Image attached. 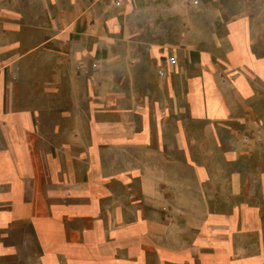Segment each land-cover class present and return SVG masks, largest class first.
I'll use <instances>...</instances> for the list:
<instances>
[{"label":"crops","instance_id":"0c3cea01","mask_svg":"<svg viewBox=\"0 0 264 264\" xmlns=\"http://www.w3.org/2000/svg\"><path fill=\"white\" fill-rule=\"evenodd\" d=\"M153 1L0 0V264H264V16Z\"/></svg>","mask_w":264,"mask_h":264},{"label":"rangeland","instance_id":"374dc122","mask_svg":"<svg viewBox=\"0 0 264 264\" xmlns=\"http://www.w3.org/2000/svg\"><path fill=\"white\" fill-rule=\"evenodd\" d=\"M175 1H180L182 2V11L187 10V12H189V8H187V6L189 7L190 2H192L191 0H154L153 2L155 3H162L163 5H165V8L169 7V3H174ZM200 1H202V3L208 5L209 4V0H193V4L199 3ZM120 3V2H119ZM223 3H227L225 5H223ZM154 6V9L152 12H150L149 10L146 11H141L137 13H133L134 16L136 17V23L141 24L142 28H145L144 31L147 29L148 32L154 34L153 37L150 38H146L144 40V37L142 38L141 42L143 45L146 44L145 41L149 42V39L153 38L154 36L156 37L154 40L159 38L158 43H161V38H162V31L167 30V27H164L161 23L165 20L166 15L163 14V11H159V9L162 8V6ZM227 6V7H225ZM218 7L220 10V12L224 15V17H228L225 16V14H228L227 11H225V9L231 10L229 11V13L231 15L234 16H239V15H246L249 16L253 19H257L260 18L262 16H264V0H218ZM150 8V7H148ZM173 7H170L169 13L172 14L171 19L172 18H177L176 16V11L174 9H172ZM185 8V9H184ZM167 10V11H168ZM181 11L180 16L181 19H183V21H181V23H188L186 19V15L184 12ZM174 12V14H173ZM192 12V11H191ZM208 14V12H207ZM232 17V16H231ZM151 18H153L154 21V26H151ZM188 29H190L187 25H184L181 27V30L186 32ZM206 30L208 29L207 27L205 28ZM128 39V38H127ZM126 45L128 46V42L126 43ZM144 52V51H141ZM171 57V56H170ZM80 69V68H78ZM144 98V92H138V99L139 101L141 99ZM149 109V108H148ZM159 111H162L163 114H165L166 116H168L170 118V128L173 130H177L178 126H183V129L186 132L187 136H191V134H195L197 136L199 135H204L206 132L210 131L211 129L214 130H225L224 127L222 126H218L216 124H212L209 122H205V121H201V122H192L188 116V112L186 108H181L180 110L175 108L172 101L169 104V107H159L158 108ZM250 113H253L254 115L258 116L260 115V113L258 112L257 108H251L250 109ZM224 126H228L230 128V130H232L233 132H235L237 134V136L240 137H245V139H247L246 137L250 136L246 133V131L251 132L252 134L254 133L253 129H248L247 126L248 124H240V123H229V124H223ZM252 126V125H250ZM252 128V127H251ZM256 137L258 138V136H252L253 139H256ZM258 139H256L255 141H257ZM263 139H260L259 141H261ZM201 144H203V142L207 143L208 146V140L203 139V140H196ZM227 142L228 140L225 139L224 137L220 140V146L221 147H226L227 146ZM264 142V141H263ZM190 157V161L191 162H199L200 160H202L203 155H197V154H192L189 155ZM253 158L257 159V156H252ZM182 156L181 155H177V154H172L170 155V162H179V161H183L182 160ZM259 160V159H258ZM261 160V159H260ZM186 163H188V160H185ZM170 179L177 181V179L179 178L178 176V172L175 170H170ZM192 176V172L190 171H186L185 172V178L180 177L181 179H185L186 180V185L187 187H191L193 188L191 185L193 182V178ZM173 199H175L173 197ZM177 203L175 202L173 204V206H176Z\"/></svg>","mask_w":264,"mask_h":264},{"label":"built area","instance_id":"2783aa9c","mask_svg":"<svg viewBox=\"0 0 264 264\" xmlns=\"http://www.w3.org/2000/svg\"><path fill=\"white\" fill-rule=\"evenodd\" d=\"M116 5L118 6L119 3H116ZM169 63H170L171 65H174V64H175V60H174V59H169ZM158 75H159V76H163V71L159 70V71H158Z\"/></svg>","mask_w":264,"mask_h":264}]
</instances>
